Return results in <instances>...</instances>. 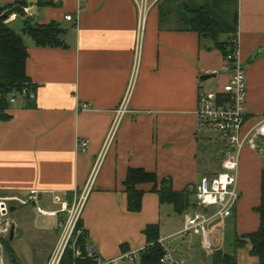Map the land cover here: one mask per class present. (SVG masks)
<instances>
[{"label": "crops", "instance_id": "1", "mask_svg": "<svg viewBox=\"0 0 264 264\" xmlns=\"http://www.w3.org/2000/svg\"><path fill=\"white\" fill-rule=\"evenodd\" d=\"M165 1L0 0V11L13 4L25 10L6 22L11 28L18 22V33L26 22H56L64 31L63 48H40L22 37L33 97L18 95L6 111L10 118L0 121V199L13 208L9 218L14 224L12 240L0 237V264L24 263L15 248L31 235L47 241L48 230L27 201L31 191L52 193L69 208L80 203L84 246L103 260L146 246L145 228L158 225L159 241L172 254L170 264H211L200 237L180 234L191 211L177 215L178 222L172 206L151 192V184L137 187L143 192L141 210L127 211L123 183L129 169L153 173L158 182L169 180L173 191L193 194L201 177L220 171L225 157L217 137L200 129L195 115L205 92L201 76L214 74L212 91L228 80L221 70L223 56L188 26L182 7L169 8ZM234 15L247 80V131L264 115V0H237ZM67 16L73 20L66 21ZM81 141H88L85 152L77 147ZM257 150L245 147L239 162L240 198L230 216L233 244L236 236L258 228L255 209L264 161ZM214 155L221 156L217 166ZM50 200L51 195L44 207ZM64 216H51L55 233L44 264ZM226 220L221 229L225 253ZM244 250L238 251V264ZM24 252V264H36L37 251L29 246Z\"/></svg>", "mask_w": 264, "mask_h": 264}, {"label": "built area", "instance_id": "2", "mask_svg": "<svg viewBox=\"0 0 264 264\" xmlns=\"http://www.w3.org/2000/svg\"><path fill=\"white\" fill-rule=\"evenodd\" d=\"M65 20L72 21L73 18L67 16ZM231 46V51L223 58L221 68L223 73L228 74V80L215 91L201 93L195 112L198 120L197 126L200 129L213 132L217 137V142L224 148L225 157L218 173L213 176L201 177L194 186L193 194L196 207L190 210L191 212L185 219L183 229L180 232V234H192L200 237L201 248L207 255L221 251V229L225 219L231 216L233 208L239 201L238 169L242 152L247 146L256 150V141L264 139V115L254 126L244 131L248 116L246 109L247 80L237 35L231 40ZM18 95L33 97L25 87L20 91L13 90L8 98L9 104L14 103ZM123 111L124 108H121L119 115ZM117 122L118 118L110 130L109 139L113 136ZM77 147L80 152H85L88 141L79 142ZM50 195L51 200L47 204L55 208L44 209L46 199ZM27 201L32 204L38 215L47 217H57L59 214L66 215V219L61 224L59 239L47 264H62L67 251L72 254V264H79L89 259L94 264H132L140 253H144L153 245L147 244L113 260H103L96 256L90 247L81 248L79 245L81 231L77 225L81 212L80 203L69 208L66 202H60L52 193L38 191H31ZM212 208L214 210L209 212ZM9 215L10 208L6 200L0 199V237L7 238L13 228L14 224ZM158 243L163 247L162 241L158 240ZM164 252L160 262L162 264L172 263V254L166 249Z\"/></svg>", "mask_w": 264, "mask_h": 264}, {"label": "trees", "instance_id": "3", "mask_svg": "<svg viewBox=\"0 0 264 264\" xmlns=\"http://www.w3.org/2000/svg\"><path fill=\"white\" fill-rule=\"evenodd\" d=\"M189 2L183 0H166L169 8L182 7L185 22L202 39L213 42L214 47L223 56L231 51V40L236 38L235 15L227 17L230 10V0H203L202 6L191 9ZM15 4L10 5L13 7ZM3 11H0V15ZM225 39L221 40V36ZM23 36L33 40L35 46L40 48H63L64 31L56 22L46 25H31L26 22L18 33L12 29L5 20L0 19V121H7L10 117L6 114L9 109L8 98L13 90L20 91L22 88L31 90V84L26 76L25 65L27 50L23 43ZM142 184H151V192L158 195L160 203L169 204L173 211L181 215L196 207L193 194L187 191L175 192L171 188L169 180L158 182L153 173L142 169H129L123 186L127 196V211L137 213L141 210L143 192L137 187ZM255 212L258 214L259 224L255 232L238 235L233 244V253L217 251L212 254L211 264H238V251L248 248V256L256 259V264H264V169L260 175L259 205ZM78 227V225H77ZM146 243L153 244L144 253H140L132 264H162L160 260L164 256V249L158 243V225H149L143 232ZM84 236L81 234L79 245L84 247ZM4 248L9 259L13 260V251L9 243L4 242ZM72 254L67 251L63 257L62 264H72ZM79 264H94L92 260H86Z\"/></svg>", "mask_w": 264, "mask_h": 264}, {"label": "rangeland", "instance_id": "4", "mask_svg": "<svg viewBox=\"0 0 264 264\" xmlns=\"http://www.w3.org/2000/svg\"><path fill=\"white\" fill-rule=\"evenodd\" d=\"M202 1L203 0H193L191 3H189L190 6H191L190 8L191 9H197L198 7H195V6H197V5L198 6L199 5L202 6ZM236 5H237V0H230V3L228 5V10H230L228 15H227L228 18L233 15L234 11L236 10ZM9 20L10 19H7L5 21L8 22ZM17 25H18V22L17 23L15 22L13 24V26H12V29H16L15 27H17ZM223 39H225V37L222 35L221 36V40H223ZM203 85H204V91L205 92L212 91L215 88V79L214 78H210V79L204 81ZM208 133L211 134L212 136L214 135L212 131H208ZM256 145L258 147L257 155H258V157H260L264 161V140L256 141ZM214 153H215V155H217L218 151H215ZM215 155H214V160H213V163H214L213 166H217L218 163H220V158H221V156L220 157L219 156L216 157ZM54 208H55L54 206L50 205V207H47V208L45 206L44 209H54ZM212 210H214V209L212 208ZM35 213H36V211H35ZM32 214L34 215V212H32ZM12 215H14V214H12ZM177 215L178 214H176V216L174 218L178 222H181L182 218L177 216ZM64 217L66 219V216H64ZM38 220L43 222V224L45 225V227L48 230V231L44 232L45 238H46L47 241L45 242V240H42L41 237H39L37 234L31 235L30 238H29L28 243H27V241H24V242L22 241L19 244L20 248H18V247L15 248V251L20 256L22 261H24V263L27 261V258L25 256L24 250L27 251V248L29 249V246L34 251H37L36 254H35V262H36V264H44L46 262V260H45L46 256H47L46 254L49 251L47 252V251H45V249H46V247H47V249H49V247H51V235L55 233L53 231L54 218L41 216V215L37 214V221ZM233 221H234V217L227 218L226 225H225V242H226L225 250H226V253H229V254L233 253V247L230 246V245L233 244V236H234ZM184 235H187V234H184ZM20 238H22V236ZM231 238H232V240H231ZM15 239H16L15 242H17V238H15ZM28 244H29V246H28ZM239 256H240L239 264H256V259L249 257L248 254H246V250L241 252ZM21 259H20V263H21ZM24 263L22 262V264H24ZM6 264H8V263H6ZM136 264H137V262H136Z\"/></svg>", "mask_w": 264, "mask_h": 264}, {"label": "water", "instance_id": "5", "mask_svg": "<svg viewBox=\"0 0 264 264\" xmlns=\"http://www.w3.org/2000/svg\"><path fill=\"white\" fill-rule=\"evenodd\" d=\"M16 13H20V14H25V10L17 5V6H14L8 10H5L1 15H0V19L1 20H7V19H10L12 17V15L16 14ZM260 53H264V49H261L260 50ZM214 77V75H204V76H201V80L202 81H206L210 78ZM13 211V208H10V212ZM13 238V228L12 230L10 231V235H9V240H12Z\"/></svg>", "mask_w": 264, "mask_h": 264}]
</instances>
